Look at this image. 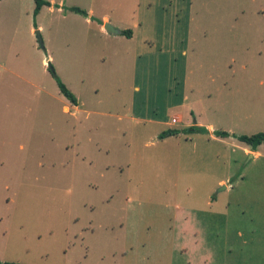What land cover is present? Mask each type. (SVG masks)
Listing matches in <instances>:
<instances>
[{"label":"rangeland","instance_id":"1","mask_svg":"<svg viewBox=\"0 0 264 264\" xmlns=\"http://www.w3.org/2000/svg\"><path fill=\"white\" fill-rule=\"evenodd\" d=\"M45 1L0 4V263L264 264V0Z\"/></svg>","mask_w":264,"mask_h":264},{"label":"trees","instance_id":"2","mask_svg":"<svg viewBox=\"0 0 264 264\" xmlns=\"http://www.w3.org/2000/svg\"><path fill=\"white\" fill-rule=\"evenodd\" d=\"M1 2V0H0ZM36 2V9H35V16L41 11L43 6H48L50 3H48L45 0H35ZM72 11H75L77 13H84L78 8H73ZM122 35L126 36L127 38L132 37V31L131 30H125L122 31ZM60 89L61 92L70 100L72 104L75 106L78 104V101L76 97L59 81ZM208 130L204 129L203 127H199L197 125L190 126L185 129H180V130H168L163 132L159 137L161 139H165L167 137H173V136H179L181 134H186V135H192V134H205L207 133ZM218 137L226 138L229 137V134L226 132H218L217 133ZM239 140L245 144L246 146L250 147L252 151H257L258 148L264 144V132L256 134L254 136L248 137V136H241L239 137ZM0 264H15V263H0Z\"/></svg>","mask_w":264,"mask_h":264},{"label":"crops","instance_id":"3","mask_svg":"<svg viewBox=\"0 0 264 264\" xmlns=\"http://www.w3.org/2000/svg\"><path fill=\"white\" fill-rule=\"evenodd\" d=\"M2 3V0H1V2H0V4ZM111 23V21L109 20V18L108 17H104V19H103V21H102V23L100 24V33L103 35L104 33L105 34H107L108 32L105 30V24H109V25H111L110 24ZM113 28L115 27V26H113V25H111ZM135 29H137L138 27L137 26H135L134 27ZM120 31V33L119 34H110V35H112V36H117V35H121V36H123L122 35V31H124V30H119ZM109 35V36H110ZM123 37H126V36H123ZM133 37H134V33H133V31H132V37L131 38H129V39H133ZM186 83V78H184V84ZM189 99H188V96H185L184 97V99H183V105H185V102H187ZM77 106V105H76ZM23 119V118H22ZM173 120V119H172ZM182 120V117L181 116H179L178 118H177V122L176 123H173L172 122V124H177L178 122H180ZM168 125V124H167ZM197 126H199V127H203V125L201 124V123H197ZM205 129H207L208 130V132H207V134H209L211 137H212V139H215V140H217L218 138V136L217 137H215L214 135H213V133H215V132H213L214 131V128H213V126L212 125H208ZM227 133V132H226ZM206 134V133H205ZM229 134V133H228ZM173 137H178V136H173ZM244 152L247 154V155H250L251 157H259V156H261V152H260V148H258V150L257 151H252L251 150V148L250 147H248V146H245L244 147ZM219 185H227V183H226V180H224V179H222V180H220V182H219ZM208 205H212V202L210 203H208ZM176 211H177V216H176V218H179V216L181 217V219H180V222H181V224H180V227H179V231H180V233L181 234H184V233H189V232H195L196 230L198 231V228H195V227H193V226H190V218H192L191 216H192V213H191V211L192 210H190V209H187V208H184V207H181V206H179V205H177V208H176ZM175 218V219H176ZM179 222V221H178Z\"/></svg>","mask_w":264,"mask_h":264},{"label":"water","instance_id":"4","mask_svg":"<svg viewBox=\"0 0 264 264\" xmlns=\"http://www.w3.org/2000/svg\"><path fill=\"white\" fill-rule=\"evenodd\" d=\"M105 30L108 32V33H110V34H119L120 33V31L118 30V29H115V28H113L111 25H109V24H105ZM37 35H38V40H39V42H40V45H41V47L43 48L44 46H43V41H42V39H41V36H40V34H39V32H37Z\"/></svg>","mask_w":264,"mask_h":264},{"label":"built area","instance_id":"5","mask_svg":"<svg viewBox=\"0 0 264 264\" xmlns=\"http://www.w3.org/2000/svg\"><path fill=\"white\" fill-rule=\"evenodd\" d=\"M172 122H173V123H176V122H177V119H176V118H175V119H173V120H172Z\"/></svg>","mask_w":264,"mask_h":264}]
</instances>
